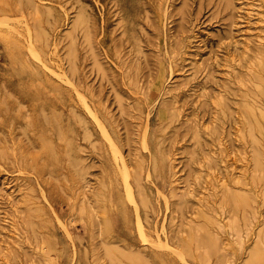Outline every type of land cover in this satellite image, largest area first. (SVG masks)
<instances>
[{
    "label": "rangeland",
    "instance_id": "374dc122",
    "mask_svg": "<svg viewBox=\"0 0 264 264\" xmlns=\"http://www.w3.org/2000/svg\"><path fill=\"white\" fill-rule=\"evenodd\" d=\"M11 54L63 88L73 82L97 113L99 103L106 108L119 158L140 173L149 200L140 213L153 240L140 236L127 191L121 199L134 221L105 234L71 210L76 184L64 178L66 166L60 180L44 175L64 187L51 207L36 196L33 172L0 156V264H113L116 246L136 252L132 264H164L152 250L175 264H264V135L257 129L264 128V0H0V100L11 95L15 112L27 101L7 76ZM72 107L92 125L79 105L64 111ZM14 123L5 128L25 144ZM144 130L172 164L165 182L152 175ZM103 140L95 128L91 140L74 139L87 191L105 173L101 150L110 147ZM30 195L47 208L51 231L32 234ZM51 232L60 238L55 247L46 241ZM192 232L214 236L216 252Z\"/></svg>",
    "mask_w": 264,
    "mask_h": 264
},
{
    "label": "bare ground",
    "instance_id": "6f19581e",
    "mask_svg": "<svg viewBox=\"0 0 264 264\" xmlns=\"http://www.w3.org/2000/svg\"><path fill=\"white\" fill-rule=\"evenodd\" d=\"M34 53L36 54V52ZM11 57L14 62L7 76L9 81L11 80V87L22 95L23 100L27 101V106L25 109L20 108L14 112L13 108L16 104L11 95H6L0 100L2 115L0 117V156L7 157L10 160V164H17L23 169L31 170L34 178L38 180V189H34L35 194L38 192L40 198L43 197L44 200L48 201L51 207H53L51 202L57 196L62 198V195L59 193L64 190V187L57 189L53 181L60 180L58 177V174L61 173L59 169L66 166L70 178L68 176L64 178L72 179V183L76 184L73 185V194L71 195L74 198V206L68 202L71 210L73 212L77 211L82 218L85 217L91 223L96 224L103 231L102 233L105 234H109V229L114 225L121 227L122 224H129L131 223L130 221H134L130 208H126L123 199H121L122 193L120 194V192L127 191L135 210V223L139 225L140 236L145 241L149 240L148 237L150 236H147L145 232L140 213V210L143 211L142 208L146 207L149 200L143 194L144 190L142 185H140V173L137 171L132 174V170L127 168L126 160L119 158V146L113 137L114 135L110 133L111 131L107 127L109 125L111 130H113V119L108 114V111H106V108L99 103L100 113H97L95 107L89 104L90 102L85 94L81 93L73 82L70 83L69 88H63L61 83L52 79L53 77L51 78L43 69L26 60L21 55L16 56L11 54ZM34 57L36 58V56ZM65 90L67 91V95H64ZM71 104L79 105L88 118H91L92 125L80 115V112L77 111L78 109L76 110L72 107L73 109L65 112L64 106H71ZM244 108L246 113H254L252 105H246ZM100 114L103 118L100 117ZM170 116L174 117V114L170 113ZM14 119L19 120L18 125L23 127L26 137L25 144L21 141L16 142L12 132L10 133V130L5 128V125H8L14 129ZM258 125L257 129L264 135V128ZM94 128L98 132H101L102 137L106 139V141H103L108 142L107 144L110 149L108 148L109 153L107 150H101L104 158L103 170L105 173L102 176V180L99 179L98 188L93 187V189L87 191L85 189L86 185H84L85 170H83L79 161L73 157L76 154L74 139L81 136L84 139L91 140ZM145 130L143 132L142 143L149 152L148 160L151 162L152 175L155 179L165 182L167 173L169 174L171 172L172 164L169 162L164 148L158 145L159 143L153 141L149 137V131ZM33 147L38 148L33 149ZM111 155L112 157H110ZM46 173L54 175L55 180L45 178L44 175ZM148 175L146 178L149 177ZM107 177L109 178V183L107 182ZM172 191L173 194H177L176 188H173ZM135 193L137 194V198ZM232 196L237 200L243 199V195L241 194L235 193ZM29 200L31 205L28 225L33 230L32 234L36 235L37 227L42 226L51 231L52 222L48 218L47 208L41 205L39 203L40 201L33 199V195H30ZM118 234H120V231L116 230L115 235L119 236ZM204 234L203 236H197L196 233L194 234L192 232L190 236H194L195 240L204 243V246L216 252L218 244L215 237L208 232ZM59 239V237L51 232L49 238H46V241L50 247H55V244L60 242ZM63 243L65 244L64 241ZM116 248L120 254H116V259L120 261L116 262L113 260V264H124V259H127L132 264L133 257L135 261H138V255L135 257L133 254L135 252L134 250L120 246H116ZM62 252L65 254V246H62ZM108 253L113 254V250L109 249ZM138 254L140 255V253ZM151 254L155 256V259L162 261L164 264H175L174 261L166 259L157 251L152 250ZM180 254L178 256H183Z\"/></svg>",
    "mask_w": 264,
    "mask_h": 264
}]
</instances>
